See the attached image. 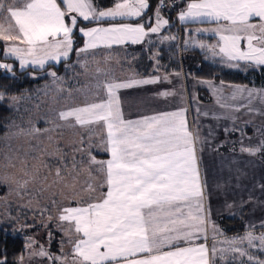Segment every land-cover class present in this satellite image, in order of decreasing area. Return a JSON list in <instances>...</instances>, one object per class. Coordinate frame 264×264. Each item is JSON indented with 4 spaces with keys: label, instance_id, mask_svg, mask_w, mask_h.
<instances>
[{
    "label": "snow or ice",
    "instance_id": "obj_1",
    "mask_svg": "<svg viewBox=\"0 0 264 264\" xmlns=\"http://www.w3.org/2000/svg\"><path fill=\"white\" fill-rule=\"evenodd\" d=\"M183 4L178 13L181 23L207 21L217 25L196 31L213 32L218 43L195 41L196 46L213 57H221L230 67L238 66L240 61L264 66V0H183ZM150 7L149 0H113L111 7L103 9L95 0H0V43L5 45L4 54L14 57L21 69L28 66L44 69L50 62L59 64L73 54L78 57L77 64L87 68V57L97 49L143 44L151 35H159L169 25V20L161 15V9L167 7L166 0H157L153 16L141 22ZM105 21L108 26L102 25ZM82 22H95L96 26L81 27ZM76 32L85 38L79 48H74ZM167 39L168 36L162 37ZM242 41L245 47H241ZM0 69L13 72V66L7 63H0ZM47 74L54 82L63 79L55 71ZM97 75L106 77L96 85L104 96L97 95L93 101L59 111L56 116L61 123L43 132L64 128L85 130L86 138L73 150L85 152L90 171L103 179L99 184L87 182L80 191L88 195L76 200L74 197L80 193L75 188V178L66 179L70 173L59 155V142L48 137L50 142H56L55 159L61 162L54 173L46 168L53 176L48 188L59 185L69 191L72 199L68 205H58L54 194L50 201L58 209L55 219L65 237L60 242V255L43 246L33 251L35 242L29 239L25 246L29 256L46 258L53 264H215L214 258L219 254L220 259L231 255L239 264H264V259L252 254L253 250L264 254V231H258L254 224L248 225L242 235L218 239L223 233L212 223L213 245L211 249L207 245L210 223L205 207L206 184L198 166L199 135L188 125L187 109L125 118L119 91L155 84L161 77L117 80L108 78L110 74L99 68ZM202 83L208 85L221 108L240 110L241 106L226 102L222 84ZM174 94L160 93L164 97ZM245 95L247 104L243 107L257 111L250 105L257 97L264 101V91L233 86L230 99ZM3 99L4 94L0 93V101ZM96 129L103 134L99 144L110 155L107 160H97L91 154L93 138L99 135ZM43 132L33 127L26 132L20 129L17 134L36 136ZM34 147L38 149L34 158L39 160L47 150L39 145ZM241 151L256 155L264 151V140L254 147H242ZM7 159V166L16 168L13 161L19 157ZM41 166L21 159L19 177H0V187L20 199L29 197L27 204L22 205L28 207L33 199L30 185L40 183L35 189L37 196L48 190L44 186L48 175H41ZM72 166L77 167L74 159ZM38 214L49 221L53 219L47 206L39 209ZM259 228L264 229V222ZM65 242L71 245L69 253L63 251ZM0 264H7L6 256H0ZM18 264H24L23 255L19 256Z\"/></svg>",
    "mask_w": 264,
    "mask_h": 264
},
{
    "label": "rangeland",
    "instance_id": "obj_2",
    "mask_svg": "<svg viewBox=\"0 0 264 264\" xmlns=\"http://www.w3.org/2000/svg\"><path fill=\"white\" fill-rule=\"evenodd\" d=\"M169 25L167 27H169ZM163 29H166V27ZM179 29H181V27H179ZM169 38L170 40L168 42L157 44V46L161 47L167 45L174 40L171 39V36ZM185 40L182 43L180 42L177 46L181 55L187 47H195L197 48L195 50H199L205 54L208 61L217 63L226 69H233V67H230L227 63H225L221 57H213L206 49H201L196 46L194 42H189L188 40L186 43ZM194 40L198 41L197 38ZM201 42L208 45H216L218 43V36L215 40L206 39ZM241 47H245V43L243 41L241 42ZM4 52L5 45L0 43V63L12 65V61H15L19 64L14 57L6 56ZM157 56V54L154 55V62L156 61ZM183 57L184 56L182 55V58ZM125 58V52L115 53L114 51L110 52L108 55L103 54L94 58L93 55H89L87 57V68H81L76 63L74 66H78L79 68L77 67L78 70H75V67L73 66L70 68L72 76H70L69 79L62 77V81L54 82L52 77L49 82L42 84L41 87L31 94L14 97H8L4 94V99L0 102H8L9 107L13 109L14 113L8 122V134L4 140L3 149L1 151L0 177L9 176L13 179L18 178L20 175L21 159H26L30 164L37 166H41L42 163H44L46 164V167L41 166L40 171L42 176L45 174L48 175V180L44 185L45 188H48V185L52 184L53 176L46 172V168L51 169V172L54 173L55 169L61 166V162L55 159L57 144L56 142H50L48 139V137L51 136L53 141L59 142V155L63 157L62 163L67 165L68 172L70 173L66 179L68 181H73V178H75V188L80 194L74 198L79 200L82 196L86 197L88 194L80 191L86 183L93 181L94 183L99 184L103 179V177L97 175L94 170L90 171L88 158L85 152H77L73 150L74 146L78 145L82 138H86L87 132L82 129L68 128H64L62 131L53 130L43 132V130L53 129L54 124L61 123L56 116L59 111L70 106L80 105V103L85 101H93L97 98V95L100 97L104 96L103 90H98L96 88L97 83L106 78L103 75H97L98 68L103 70V72L109 73L110 76L108 78L117 79L118 77L129 78L131 76H137V70L132 68V65H130L129 68L123 65ZM83 62L84 61L81 60V63ZM49 64L55 63L50 62ZM156 64L157 62H155V68ZM0 73L9 72L0 69ZM69 93H71V95H69ZM198 109L199 112H197V108H195L192 110V113L195 127L194 131L199 135V142L202 141L201 143H203L204 140L206 142L208 140L209 145L216 144L215 137L217 130L222 127L218 123L216 117L221 115V110L216 108L214 101L209 103V106H204ZM204 113H207V115ZM33 127L41 129L43 134L36 136L17 134L20 129H24L26 132L28 129ZM96 132L99 133V135L93 138L91 154L95 157V153L109 155L101 150L99 144L103 134L99 129H96ZM263 132L264 131L262 130L257 132V134H261ZM253 140L254 139H251V142ZM36 145H39L47 150V152L39 160L34 158L38 153V149L34 147ZM48 153H51L52 155H48ZM8 157H19V159L13 161L17 165L16 168L7 166ZM73 159L76 161V168H73L72 166ZM96 159L104 160L98 157H96ZM92 167L94 168V166ZM207 177H209L208 174ZM29 187L33 189V199L32 203L28 207H22V205L27 204L29 197L25 196L24 199H20L14 192H8L4 187H0V227L3 225L11 226V232L23 235L27 242L29 239L34 241L33 251H39V247L43 246L47 251L58 256L61 252L60 242L61 240H64L65 237L60 231V228L57 226V221L55 219L58 209L56 207H52L50 205V201L54 198V194H57L55 198L58 201V205H68L69 200L72 199V197H70L67 189H63L59 185H52L51 188H48V190L39 196L36 195L35 191V189L40 187L39 182L35 185H30ZM2 191H4L3 194L1 193ZM45 206L49 207L53 216L51 221L38 214L39 209ZM258 231H264V229H258ZM49 234H51V238H49ZM231 237L233 236L224 237L223 239ZM70 249L71 245L65 242L63 245L64 253H69ZM252 254L258 256L260 259H264V254L260 252L253 250ZM232 261V256L228 255L224 257L223 263L228 264L232 263ZM233 262L239 264L238 259ZM24 264H53V262L39 256L30 257L29 250L27 249L24 256Z\"/></svg>",
    "mask_w": 264,
    "mask_h": 264
},
{
    "label": "crops",
    "instance_id": "obj_3",
    "mask_svg": "<svg viewBox=\"0 0 264 264\" xmlns=\"http://www.w3.org/2000/svg\"><path fill=\"white\" fill-rule=\"evenodd\" d=\"M163 18L165 17L163 16ZM175 18L176 24L184 31V39H186V43L187 40L189 42H195V38L201 42L206 39L215 40L217 37L211 31H196L197 29L215 28L217 26L215 23L207 21H189L181 23L178 20V14ZM116 22H119V18ZM103 26H108V24ZM167 26H165L166 29L168 28ZM163 31H165V29H163ZM163 31H161L159 35L153 34L146 38L145 43L149 40L151 41V44L168 42L170 38L162 40V37L168 36L163 35ZM121 46L124 45H114L112 48ZM102 49L105 50L102 51L103 53L100 52ZM187 49L197 48L187 47ZM107 50L109 49L101 48L95 50L93 58L103 54L108 55L109 53ZM241 62L243 61L238 62V66L233 67V69H241L243 68V65H246L247 67L252 66L251 64ZM176 73H179L180 75H176ZM154 76L161 77L160 82L122 89L119 91L121 106L125 118L137 119L146 115L186 108L188 125L190 129L196 133L194 131L193 109L209 106V103L214 101L216 108L221 110V115L216 117L218 123L222 126L218 128L215 137V143L217 145H209L208 140L207 142L204 140L203 143H201L202 141L197 143L198 166L201 179L206 184L205 207L209 212L210 223L207 239L209 249H211L213 245V234L211 232L212 223H214L223 233V235L218 237V239L241 235L246 231L247 226L250 224L256 225L257 230L260 229L259 225L261 222H264V187H262L264 186V162L259 159V153L256 155H250L247 152H242L241 148L257 146L260 141L264 140V132L257 134V132L262 130L264 131V101H262L259 97L253 99L250 107L256 109L257 111H249L248 108L243 107V105L247 104L246 95L238 97L236 100H231L230 94L233 91V86L255 89L258 92L264 91V87L234 85L210 81L215 86H221L222 84L223 96L226 98V102L228 104L241 106L239 111H233L221 108L208 85L205 83L201 84L202 81L208 80L195 79L187 76L183 71L165 73L158 69L156 70V73L148 76L137 75L129 78L118 77L117 79H143ZM165 77L167 79H164ZM165 91L173 92L175 94L168 97L160 95V93ZM83 103L84 102L80 103V105ZM225 129H228V131H225ZM251 139L254 140L251 142ZM207 174L209 177H207ZM240 210H245V229L236 233L227 234L224 231V227L220 224L219 218L222 216H233ZM199 242L203 241L201 240L198 241V243ZM214 259L215 264H224V259H220L219 254H217ZM232 263L236 264L233 261Z\"/></svg>",
    "mask_w": 264,
    "mask_h": 264
},
{
    "label": "trees",
    "instance_id": "obj_4",
    "mask_svg": "<svg viewBox=\"0 0 264 264\" xmlns=\"http://www.w3.org/2000/svg\"><path fill=\"white\" fill-rule=\"evenodd\" d=\"M175 6V12L169 9H161V15L169 20V27L163 31V35L168 37H176L169 44L158 47L156 44L146 42L141 45H124L114 47L108 50V53L125 52L126 58L123 65L135 68L139 76H148L156 73L160 69L165 73L184 72L187 76L199 80H208L216 83H226L244 86L264 87V67L243 65L241 69H226L217 63L210 62L206 59L204 53L195 49H186L183 52V58L177 49L178 44L184 42V31L179 29L175 22V17L184 7L183 0H171ZM96 4L101 8L111 7L113 0H95ZM151 7L146 11V15L141 22L152 17L157 7V0H149ZM135 22V21H132ZM102 25L109 22H101ZM81 27L96 26L95 22H82ZM147 26V25H146ZM84 37L76 32L74 34V48L82 47ZM105 50H100L101 53ZM182 53V52H181ZM157 59L154 62V55ZM185 54V55H184ZM78 57L73 54L67 61L59 64L46 65L44 69L28 67L21 69L19 64L12 61V73H0V93L8 97L22 96L34 93L42 84L49 82L51 76L47 73L55 71L58 76L69 79L72 76L70 68L73 66L78 70L76 65ZM78 67V68H77ZM13 109L9 107L8 102H0V157L3 149L4 140L8 134V122L13 116ZM96 157L106 160L109 155L95 153ZM259 159L264 162V151L259 153ZM2 194L4 191L1 192ZM245 210H240L233 216H222L219 218L220 224L224 227L227 234L236 233L245 229ZM11 226L3 225L0 227V256H6L7 264H18L20 255L26 254V238L17 233L11 232ZM233 264V263H228Z\"/></svg>",
    "mask_w": 264,
    "mask_h": 264
},
{
    "label": "built area",
    "instance_id": "obj_5",
    "mask_svg": "<svg viewBox=\"0 0 264 264\" xmlns=\"http://www.w3.org/2000/svg\"><path fill=\"white\" fill-rule=\"evenodd\" d=\"M166 4H167V7L163 8V9H169V10L175 12V6H174V3H173L171 0H166ZM163 9H162V10H163Z\"/></svg>",
    "mask_w": 264,
    "mask_h": 264
}]
</instances>
